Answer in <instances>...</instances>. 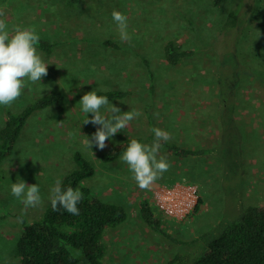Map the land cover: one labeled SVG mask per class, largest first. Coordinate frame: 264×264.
Returning a JSON list of instances; mask_svg holds the SVG:
<instances>
[{
    "label": "rangeland",
    "instance_id": "rangeland-1",
    "mask_svg": "<svg viewBox=\"0 0 264 264\" xmlns=\"http://www.w3.org/2000/svg\"><path fill=\"white\" fill-rule=\"evenodd\" d=\"M233 8L239 13L237 38L221 33ZM114 10L128 18L131 43L120 39L111 16ZM0 11L9 30L33 26L40 39L53 44L50 53L36 46L49 64L40 82L43 86L29 84L10 107L0 105V127L8 109L19 111L53 89L65 95L62 102L32 113L13 152L1 164L0 264H19L15 243L22 228L15 214L27 220L41 214L55 181L76 168L75 150L95 167L84 184L95 195L127 210L125 221L104 233L108 264H164L182 250L144 221L139 209L142 197L149 199L154 213L162 218L163 229L181 239L199 235L245 205L264 203V0L220 4L212 0H0ZM169 39L198 50L169 65L163 58V45ZM213 41L221 52L204 49ZM223 71L229 73L235 98L233 117L242 169L226 171L222 154L180 157L161 147L159 156L166 157L171 167L150 190H141L121 157L113 162L101 159L128 137L141 136V143L152 144L148 135L153 128L167 131L169 140L183 146L219 144L217 80ZM102 89L127 90L124 98L109 102L121 112L135 109L141 115L106 141L103 150L95 144L89 150L84 136L90 139L99 125L83 124L86 117L79 101L86 92ZM101 112L108 114L107 108ZM87 117L90 120L92 114ZM18 179L39 185L40 205L25 209L21 199L12 195L11 183ZM178 180L196 183L201 197L198 210L182 220L162 215L153 200L155 185Z\"/></svg>",
    "mask_w": 264,
    "mask_h": 264
},
{
    "label": "trees",
    "instance_id": "trees-1",
    "mask_svg": "<svg viewBox=\"0 0 264 264\" xmlns=\"http://www.w3.org/2000/svg\"><path fill=\"white\" fill-rule=\"evenodd\" d=\"M77 1L79 0H70L73 3ZM212 1L220 4L226 0ZM238 19V11L235 8L231 9L223 21L221 33L228 32L237 38ZM105 42L118 47L112 41ZM215 43L213 41L204 49L221 52L218 51ZM37 45L48 53L53 50V44L46 39H40ZM197 50L184 47L169 39L163 45V58L167 64L173 66L193 55ZM142 59L147 72L151 73L149 62L145 57ZM227 74L229 73L223 71V75L217 80L219 99L216 109L221 130L219 144L183 146L172 140H162L161 147L169 149L173 155L180 157L222 154L226 171L242 169V150L233 117L235 98ZM150 79L152 80V76ZM96 91L97 95L107 96L109 100L121 99L129 94L125 89ZM64 97L63 91L53 89L19 111L7 110L5 122L0 127V171L2 162L13 152L32 113L62 102ZM148 138L154 141V133H150ZM131 139L142 141L141 136L125 138L104 152L101 159L104 162L119 159ZM73 158L76 168L66 173L60 181L62 188L73 187L82 192L83 198L77 205L79 215H72L60 207L53 210L51 202L37 218L32 220H27L20 213L15 214L22 228L15 243L19 264H108L104 260L107 251L102 240L104 233L108 228L125 221L127 210L120 203L107 201L95 195L91 188L84 184L86 179L94 175L95 167L79 150H75ZM186 182L191 181L186 180ZM200 202L201 197L192 212L198 210ZM139 209L142 218L149 226L183 247L164 264H264V203L245 205L235 214L223 216L209 229L189 239L177 238L166 232L162 226V218L154 213L147 197L140 199Z\"/></svg>",
    "mask_w": 264,
    "mask_h": 264
},
{
    "label": "clouds",
    "instance_id": "clouds-1",
    "mask_svg": "<svg viewBox=\"0 0 264 264\" xmlns=\"http://www.w3.org/2000/svg\"><path fill=\"white\" fill-rule=\"evenodd\" d=\"M3 16V11H0V105L10 107L20 98L29 84H41L42 77L47 75L49 64L45 63L37 51L36 46L40 37L36 29L33 26H14L9 30ZM111 16L120 39L131 43L132 36L128 31V18L116 10L111 13ZM42 91H44L43 88ZM79 102L81 111L86 117L83 124L99 125L90 139L84 136L83 144L89 150L93 144L103 150L106 147V141L127 128L130 121L141 115L135 109L121 112L120 108L109 102L107 96L97 95L96 90L83 94ZM102 108H107V115L101 112ZM88 113L92 114L90 120L87 117ZM151 131L155 136L152 144L131 139L121 156V160L127 164L132 178L141 190H150L171 167L166 157L159 156L162 146L160 141H168L171 138L170 133L160 128H153ZM11 193L21 199L25 209L37 207L42 202L37 183L27 185L23 180L18 179L15 183H11ZM82 198L83 194L78 188L64 189L59 179L50 189V202L53 210L60 207L72 215H79L77 205Z\"/></svg>",
    "mask_w": 264,
    "mask_h": 264
},
{
    "label": "built area",
    "instance_id": "built-area-1",
    "mask_svg": "<svg viewBox=\"0 0 264 264\" xmlns=\"http://www.w3.org/2000/svg\"><path fill=\"white\" fill-rule=\"evenodd\" d=\"M199 197V186L182 180L157 184L153 188L155 207L162 215L174 220H182L191 215Z\"/></svg>",
    "mask_w": 264,
    "mask_h": 264
}]
</instances>
